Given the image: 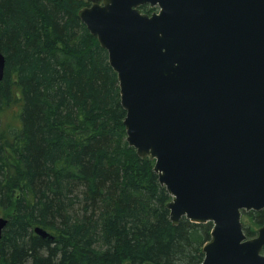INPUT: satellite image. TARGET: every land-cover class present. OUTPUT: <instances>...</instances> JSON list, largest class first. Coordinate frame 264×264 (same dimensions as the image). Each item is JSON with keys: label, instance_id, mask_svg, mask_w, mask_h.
Returning <instances> with one entry per match:
<instances>
[{"label": "trees", "instance_id": "trees-1", "mask_svg": "<svg viewBox=\"0 0 264 264\" xmlns=\"http://www.w3.org/2000/svg\"><path fill=\"white\" fill-rule=\"evenodd\" d=\"M86 5L0 0V264H200L213 224L171 221L154 161L126 140L118 73ZM13 107L20 124H5ZM244 215L253 236L264 209Z\"/></svg>", "mask_w": 264, "mask_h": 264}, {"label": "water", "instance_id": "water-1", "mask_svg": "<svg viewBox=\"0 0 264 264\" xmlns=\"http://www.w3.org/2000/svg\"><path fill=\"white\" fill-rule=\"evenodd\" d=\"M89 1L79 16L108 50L127 141L155 161L171 221L213 222L200 264H264V223L249 238L242 221L264 209V0ZM5 67L0 49V80Z\"/></svg>", "mask_w": 264, "mask_h": 264}, {"label": "rangeland", "instance_id": "rangeland-1", "mask_svg": "<svg viewBox=\"0 0 264 264\" xmlns=\"http://www.w3.org/2000/svg\"><path fill=\"white\" fill-rule=\"evenodd\" d=\"M144 9V8H143ZM155 10H158V8L156 7V8H154ZM145 10V9H144ZM18 109V107H13L9 112L11 113V115L13 116V118L12 117H6V120H5V124H8V123H10V124H20V121H18L15 117H17V116H15V110H17ZM7 114H9V113H7ZM18 118V117H17ZM127 140V139H126ZM243 221H244V223L246 224V226L247 225H252V223L250 222V220H249V218L246 216V215H243ZM246 228V227H245ZM255 229H256V231H257V229H258V226H256L255 227ZM250 236V235H249Z\"/></svg>", "mask_w": 264, "mask_h": 264}]
</instances>
